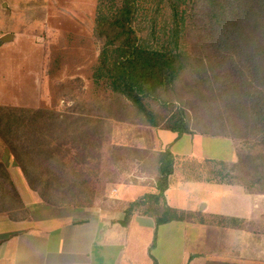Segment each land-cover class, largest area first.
<instances>
[{
    "label": "rangeland",
    "instance_id": "rangeland-1",
    "mask_svg": "<svg viewBox=\"0 0 264 264\" xmlns=\"http://www.w3.org/2000/svg\"><path fill=\"white\" fill-rule=\"evenodd\" d=\"M101 2L49 0L48 14L32 15L33 20L47 19V22L43 28L33 29V36L26 40L29 44L24 48L27 55L31 53V58L26 61L30 62L31 79H26L25 84L29 86L26 101L32 106L27 108L48 110L49 115L54 117L50 118L51 122H46H50L51 126L43 128L39 137L33 136V128L30 134V127L27 126L24 132H18V136H13L17 130L15 133L12 131L6 141L0 136V147L4 145L12 153L15 145L16 152L33 171L34 179L43 177L37 187L48 203L119 210L145 193L155 191L156 180L151 161L163 147L159 143L158 130L146 125L132 111L113 104L109 99L112 96L111 88L104 80L98 79L104 42L97 36L95 26L98 17L109 8ZM138 3L135 28L142 40L154 46L168 25L170 10L167 1L138 0ZM19 64H14L16 72H19ZM5 72L10 73L9 70ZM181 93L193 122L197 119L195 116H199L206 125L212 120L211 123H217L219 112L225 110L222 106L211 105L198 95H209L208 90H198L186 84L183 87L182 84ZM161 109L156 107L163 114ZM225 118L226 123L232 120L230 116ZM0 130L7 132L5 125H0ZM164 132L168 136L171 134ZM202 135L205 136L193 137L195 157L211 154L222 159L217 160V164L194 160L180 164L176 159L178 169L182 165L190 178L203 181L216 178L221 184L244 187L239 180L227 177V174H231L232 164L238 159L235 139ZM230 135L231 131L227 133V136ZM0 164L5 169V164ZM7 183L5 180L0 185V212L13 210L14 217L23 216V202L18 192L13 193ZM251 194L255 196L250 204L249 221L242 217L220 215L185 218L190 221L186 225L187 233L192 231L193 235L198 234L190 244L193 253L191 264H207L199 260L203 243L208 251L222 249V230L230 227L247 232L254 239L250 251L245 254L248 258L243 256L244 262L264 264V194ZM212 200L210 209H219L220 206L223 210L229 205L235 207L246 203L238 194ZM182 215L187 217L184 212ZM170 226L174 228L161 227L160 233L164 230H184L181 223ZM143 231L147 232L145 228ZM176 243H181V240L178 239Z\"/></svg>",
    "mask_w": 264,
    "mask_h": 264
},
{
    "label": "trees",
    "instance_id": "trees-1",
    "mask_svg": "<svg viewBox=\"0 0 264 264\" xmlns=\"http://www.w3.org/2000/svg\"><path fill=\"white\" fill-rule=\"evenodd\" d=\"M166 1L170 10L167 28L158 44L149 46L135 28L138 0H102L109 8H104L107 11L95 26L104 42L98 79L111 88L113 104L132 111L156 130L178 136L200 133L235 139L238 159L227 177L239 180L249 193L264 194V0ZM182 84L208 90L209 95H198L211 105L224 107L217 123L212 120L206 125L199 116L191 120L181 98ZM156 107L162 108L163 114ZM228 116L235 117L226 123ZM53 117L44 109L0 106V125L7 131L0 130V136L6 141L12 131L17 130L13 136H18L29 126V133L33 128V136L39 137L43 128L51 126ZM14 147L18 165L38 192L37 183L43 177L34 179L33 171ZM175 161L170 147L155 154L151 161L155 191L122 207L121 225L127 227L134 214L153 217L156 227L185 220L183 211L170 206L165 195ZM205 162L217 164L215 159ZM4 171L0 170V185L7 180L15 193ZM205 181L221 182L216 178Z\"/></svg>",
    "mask_w": 264,
    "mask_h": 264
},
{
    "label": "crops",
    "instance_id": "crops-1",
    "mask_svg": "<svg viewBox=\"0 0 264 264\" xmlns=\"http://www.w3.org/2000/svg\"><path fill=\"white\" fill-rule=\"evenodd\" d=\"M0 3V106L31 107V103L26 101L29 86L25 84L26 79H31L30 62L26 63L31 53L27 55L24 48L29 44L26 40L33 36V29L43 28L47 22V19L33 20L32 15L48 14L49 0H0ZM15 62H20L19 72L15 71ZM164 131L167 130L159 129L157 132L159 143L163 148L170 147L180 164L190 160L222 159L211 154L195 157L193 137L205 135L178 136L171 132L168 136ZM187 136L191 138L184 140ZM0 148V163L5 164V171L24 208V215L18 217L12 215L13 210L0 212V264H191L193 253L190 244L198 234L187 233L189 220L172 221L156 227L153 217L134 214L125 227L118 222L122 218L120 209L50 204L29 186L13 153L4 145ZM175 163V172L165 195L170 206L187 214L184 218L220 215L249 221L254 194L240 185L190 178L182 165L178 169L177 161ZM232 194H238L246 203L235 207L229 205L223 210L220 206L219 209H210L213 198H227ZM176 222L183 225V231L173 229L160 233L161 227L174 228L170 225ZM144 228L147 232H141ZM222 231V249L208 251L203 243L200 262L250 263L243 259L248 258L245 254L250 251L253 237L235 227ZM178 239L181 243H176Z\"/></svg>",
    "mask_w": 264,
    "mask_h": 264
}]
</instances>
